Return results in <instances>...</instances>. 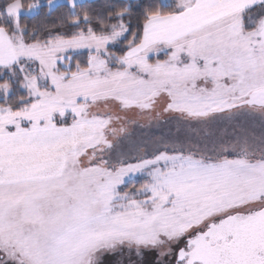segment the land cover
Returning <instances> with one entry per match:
<instances>
[{
	"label": "snow or ice",
	"instance_id": "6c2138e0",
	"mask_svg": "<svg viewBox=\"0 0 264 264\" xmlns=\"http://www.w3.org/2000/svg\"><path fill=\"white\" fill-rule=\"evenodd\" d=\"M0 76V264H264V0H3Z\"/></svg>",
	"mask_w": 264,
	"mask_h": 264
},
{
	"label": "trees",
	"instance_id": "16d2710c",
	"mask_svg": "<svg viewBox=\"0 0 264 264\" xmlns=\"http://www.w3.org/2000/svg\"><path fill=\"white\" fill-rule=\"evenodd\" d=\"M0 2L3 3V0H0ZM25 2H28V0H25ZM88 2H91V3L95 4L98 8L103 10V5L107 2V0H88ZM116 2H125V0H116ZM131 2L135 4V3H137V0H131ZM147 2H149V0H139L140 4H144V3H147ZM165 2L166 3H171L172 0H165ZM136 10H138V9H136ZM26 19H27V22L30 25L35 22L31 17H28ZM134 133L136 134V130L134 131Z\"/></svg>",
	"mask_w": 264,
	"mask_h": 264
},
{
	"label": "rangeland",
	"instance_id": "374dc122",
	"mask_svg": "<svg viewBox=\"0 0 264 264\" xmlns=\"http://www.w3.org/2000/svg\"><path fill=\"white\" fill-rule=\"evenodd\" d=\"M1 3V2H0ZM0 78H3L2 76H0ZM102 107V106H101ZM136 130V134L134 133V131ZM141 129L137 128L136 126H133V133H134V137H139L140 133H141Z\"/></svg>",
	"mask_w": 264,
	"mask_h": 264
}]
</instances>
